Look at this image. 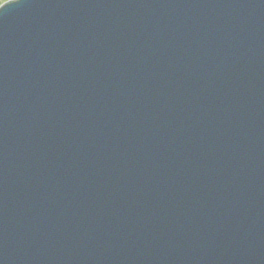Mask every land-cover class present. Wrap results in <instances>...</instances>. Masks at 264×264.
Masks as SVG:
<instances>
[{
	"label": "water",
	"instance_id": "95a60500",
	"mask_svg": "<svg viewBox=\"0 0 264 264\" xmlns=\"http://www.w3.org/2000/svg\"><path fill=\"white\" fill-rule=\"evenodd\" d=\"M12 1L0 264H264V0Z\"/></svg>",
	"mask_w": 264,
	"mask_h": 264
},
{
	"label": "snow or ice",
	"instance_id": "6c2138e0",
	"mask_svg": "<svg viewBox=\"0 0 264 264\" xmlns=\"http://www.w3.org/2000/svg\"><path fill=\"white\" fill-rule=\"evenodd\" d=\"M10 7L8 0H3V3L0 4V11L5 10L6 8Z\"/></svg>",
	"mask_w": 264,
	"mask_h": 264
},
{
	"label": "rangeland",
	"instance_id": "374dc122",
	"mask_svg": "<svg viewBox=\"0 0 264 264\" xmlns=\"http://www.w3.org/2000/svg\"><path fill=\"white\" fill-rule=\"evenodd\" d=\"M9 1H12V0H8V2H9ZM2 3H3V0H0V4H2Z\"/></svg>",
	"mask_w": 264,
	"mask_h": 264
}]
</instances>
